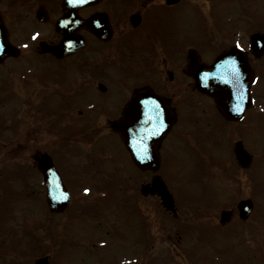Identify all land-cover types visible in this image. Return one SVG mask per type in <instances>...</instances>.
Segmentation results:
<instances>
[{
	"label": "rangeland",
	"instance_id": "374dc122",
	"mask_svg": "<svg viewBox=\"0 0 264 264\" xmlns=\"http://www.w3.org/2000/svg\"><path fill=\"white\" fill-rule=\"evenodd\" d=\"M208 1L206 6L203 0H184L181 4L185 5L174 10L172 20L164 22L179 23L180 34L184 36L185 33L188 36V45L196 46L206 59L231 40V25L224 23H230V20H235L237 16V26L250 21L243 9L247 12L253 10L250 14L258 13L255 22L257 19L264 22V0ZM107 3L108 1L103 2L101 7L106 8ZM110 7V16L116 23L118 18L131 11L129 6L120 2L117 6ZM167 12L168 15L172 13L171 10ZM155 20L156 18H153V23H160ZM37 27L40 26L34 21H25L23 28L32 30ZM252 30L264 32V23H258ZM46 32L51 34L52 30L46 29L45 35ZM241 33L245 32L242 30ZM35 50L33 47L24 51L29 53ZM26 57L23 55L19 58L21 67L25 66ZM44 57V60H36L39 64L34 65L35 67H30L33 69L37 66L40 74L47 78L56 75L60 80L63 79L62 73L57 71V65L49 60V56ZM32 63L36 64L34 60ZM21 67L7 66V69L0 73V99L6 97L5 102L0 103V117L7 116V129L5 125L0 128V264H33L43 255L49 256L50 264H55L61 259L66 261V264H210L211 260L207 259L213 258L214 252L226 258H220L217 262L219 264H226V260H236L235 264H264V258L254 259L253 254L249 261L241 259L243 249L252 252V248L258 250L257 245L264 247V69H256L260 78L255 86L257 104L253 111H250L251 115H254L251 134L244 126L234 127L246 138L245 146L253 149V162L247 169H239L237 166L232 154V145L230 151L225 129L213 111L214 126L210 129H206L205 124L193 125L192 115L188 116L187 131L195 135L194 138L198 137L192 141L193 144L187 137L175 136L172 140L173 154L180 152L174 154L173 159L168 162L166 168L164 167V178L176 195L183 196L185 203L191 200L188 202V209L182 202L177 201L180 210L175 220L168 218L155 197L141 195L140 186L150 180L152 173L137 170L129 172L130 163L122 158V154H114L112 149L109 150L114 156L112 161L104 163L105 173L100 175V187L94 186L93 189L88 185L94 184L96 178L90 175L89 168L85 167L84 172L77 170V174H84L82 180L86 183L74 186L72 195L77 199L76 203L58 214L50 213L44 203L41 176L35 170L34 158L38 155V148L42 152L51 150L53 146V136L48 132L51 122L44 119L48 125H43L41 134L36 131L29 132L27 106L13 94V89L20 96L24 93L25 79L20 74H25L26 77L29 74L22 72ZM72 71L73 69L68 67L66 74ZM54 88L53 82L46 86L45 91ZM2 89L7 92L1 93ZM45 106L57 111L53 100H46ZM33 115L37 116L36 113ZM204 118L208 119L207 116ZM32 121L36 124L37 117ZM209 139L214 142L212 145L206 143ZM57 159L61 164H67V159L61 153ZM115 161L121 165L117 170L110 168ZM69 162L72 163V168L69 173L66 170L63 172L66 180H71L73 176L70 171L76 170L72 158ZM176 178L179 182H175ZM82 187H88L90 191L84 195L81 192ZM103 188L107 190L108 196L98 197L95 193L100 190L104 192ZM115 196L119 202L122 201L120 205L129 211L124 210L122 213L119 204L110 202ZM244 198L252 199L254 204L252 213L246 220L240 219L235 210L236 203ZM76 204L81 206L76 207ZM82 206H88L94 214L93 217H78L80 214L77 212L83 210ZM225 208L235 212L232 220L222 227L218 224V217L220 210ZM71 213L75 214V217ZM155 213L158 223L154 228ZM184 220L190 221L191 225H183L191 226V230L183 232L184 237L176 242L175 231L179 229L182 233L176 226L177 222ZM198 222L199 230L195 227L196 230L193 231L192 227ZM200 232L203 233L202 236ZM66 237L70 241L65 247ZM83 237H88L84 238L88 247L79 241ZM93 237H104L105 245L93 248L95 242L98 243Z\"/></svg>",
	"mask_w": 264,
	"mask_h": 264
},
{
	"label": "flooded vegetation",
	"instance_id": "af4514ba",
	"mask_svg": "<svg viewBox=\"0 0 264 264\" xmlns=\"http://www.w3.org/2000/svg\"><path fill=\"white\" fill-rule=\"evenodd\" d=\"M104 1L106 0L81 8L78 12L82 16H87L96 11H104L103 8L96 7ZM156 1L111 0L108 4L113 7L117 6L118 2L129 6L131 11L128 18L131 14L136 13L141 16V22L129 23L124 16L118 18V23H116L112 22L108 15L110 21L108 34L103 33L106 31V27L102 30L105 23H93L90 28H79L76 33L84 39L82 48L69 56L55 59L48 53H41L40 49L45 43H57L63 36L54 30L56 19L62 12L61 0H0V41L8 39L15 44L26 40L36 42L35 51L25 53L20 49L16 57L6 58L0 64V73L5 68L7 69V66L21 67L18 60L23 55L27 56V62L24 63L27 67L39 64L36 60H44L45 58L41 56L46 55L56 62L57 71L64 76L61 80L56 75L48 77V79L56 84L67 83L56 90L48 91V93L45 91L47 77L40 74L39 68H33L30 75L24 76L23 86L25 89L22 100L23 104L27 106L29 132L36 131L39 134L44 130L42 116H38L36 124H33L32 120L36 118L33 114L42 113L46 99L51 96L50 100L56 103L57 111L53 112L52 110L50 114L55 124L48 130L53 136L51 139L53 146L51 150H42V152H53L55 166L60 171L64 182L69 183L73 191L75 187L86 183L82 180L84 174L76 173L77 170L84 172L85 167L90 169V175L96 177L94 184L88 183V185L93 189L98 188L99 177L105 173L103 171L104 163L112 161L114 154H122V158L130 163V168L142 171L141 168L133 164L122 138L112 128L113 122L122 117L123 107L136 93L148 90L156 94L172 119L168 133L155 147V152L159 157V166L157 170H153V176L158 172H163L164 167L166 168L168 162L173 159L174 154L180 152L173 154L172 140L175 136L187 137L189 140L191 135L187 131L189 115H192L193 125L205 124L210 129L214 126L213 111L222 126L226 125L225 122H222L220 114H217L218 111L216 112L214 109L212 101L191 85L192 79L186 72L187 53L190 46L187 41L188 36L185 33L183 36L179 32V23H153V18H156L155 21L158 18L156 8L157 6L161 7L164 0ZM182 2L184 0L167 6L169 8H176L177 5L183 7L184 3L181 4ZM168 7L167 9H169ZM169 10L173 13L172 9ZM166 13L168 14V12ZM25 21H34L40 27L32 30L24 29ZM46 29L52 30L51 34L46 32L48 36L45 35ZM94 29H100L102 34H96ZM241 41L243 43L235 41L225 48L237 45L239 42L240 46L243 45L242 48L250 62L252 55L244 48L245 39ZM199 58L202 62L206 61L201 55ZM33 60L36 64H31ZM70 65L73 71L66 74L67 67ZM25 66L21 68L26 69ZM203 100L205 104H203ZM144 112L151 113L150 107L145 108ZM163 114L168 116L166 111ZM204 116H207L208 119H205ZM110 139L112 140L110 141ZM109 149H112L114 154ZM55 150L57 157L61 153L67 159V164L65 160L64 164H61L60 161L56 162ZM37 152L42 153L40 148ZM70 158H72L76 170H71L73 178L66 180L63 172L66 170L69 173L72 168V163L69 162ZM80 160L83 162L80 163ZM112 163L111 169L117 170L116 168L121 166L116 161ZM144 171L151 172L150 169ZM72 190L70 189L71 195L74 194ZM87 192L86 189L83 190L84 194ZM153 197L159 200L155 193ZM174 198L175 202L177 199L182 200L181 196ZM159 202L161 201L159 200ZM175 210H177L175 214L169 210H165V213L170 217L178 216L179 206L176 203ZM153 215L157 216L156 213ZM157 223L158 217H155L154 228ZM183 224L185 221L177 222L176 226L182 230V233L179 229L175 231L176 242L184 237L183 232L187 230ZM258 250L263 252L261 249ZM261 253L259 254L264 257ZM216 256L221 257L222 255L216 252Z\"/></svg>",
	"mask_w": 264,
	"mask_h": 264
},
{
	"label": "water",
	"instance_id": "95a60500",
	"mask_svg": "<svg viewBox=\"0 0 264 264\" xmlns=\"http://www.w3.org/2000/svg\"><path fill=\"white\" fill-rule=\"evenodd\" d=\"M65 2V17L62 19V23H87L81 21L77 18L75 10L79 5L87 3V0L83 2H70V0H64ZM91 2V1H90ZM85 3V4H86ZM100 18V17H96ZM94 18L88 20L91 21ZM105 19V18H104ZM134 20V19H133ZM260 41V44L263 43V38L261 35L256 34ZM70 37V34L68 35ZM2 41V40H1ZM3 44V42H1ZM79 44V42H78ZM66 44H62L61 47H52L49 50L56 55H62L65 52ZM4 47L0 46V59L3 57L2 51ZM7 50V49H6ZM71 49H68V51ZM234 55V56H233ZM236 57L239 59V56L236 52L232 51L222 55L216 62L208 66H197L195 59L193 62L190 61L189 71L195 79V85L203 92L208 93L215 97L218 107L223 111V113L229 117L231 110L240 109L243 110L244 102H246L245 107L249 104V86H250V70L244 67L243 60L238 61V66L234 65L227 66V60ZM228 68H231L228 69ZM137 98H134L130 103V106L137 103ZM139 104V103H137ZM124 122L114 124V128L117 129L121 135L129 141V148H131V153L133 159L136 163L142 168H156L158 164V158L155 155V144L162 137V134L153 132V129L157 128L158 117L153 119V121H138L135 123L129 122L130 117L126 115ZM154 127V128H153ZM236 156L239 162L245 166L249 162L248 156L245 154L244 150L237 144L236 146ZM39 169L44 174L45 184L47 188V200L50 208L52 210H60L66 204V197L63 198L64 187L61 183V180L55 172L52 162L47 155H43L39 159ZM143 192L147 191H157L158 194L162 197L163 203L166 207H171L172 200L170 195L167 192L164 184L157 177L152 180L150 186L143 187ZM238 208L240 210V216L245 218L251 208L252 204L250 200L240 201L238 203ZM230 216L229 211L221 212V223L228 220ZM36 264H46L45 259H39Z\"/></svg>",
	"mask_w": 264,
	"mask_h": 264
},
{
	"label": "snow or ice",
	"instance_id": "6c2138e0",
	"mask_svg": "<svg viewBox=\"0 0 264 264\" xmlns=\"http://www.w3.org/2000/svg\"><path fill=\"white\" fill-rule=\"evenodd\" d=\"M70 2H77V0H70ZM79 2H83V0H79ZM33 38H35V37H33ZM86 191H88V190L86 189Z\"/></svg>",
	"mask_w": 264,
	"mask_h": 264
}]
</instances>
